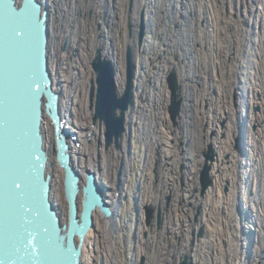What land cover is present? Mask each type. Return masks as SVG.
I'll return each mask as SVG.
<instances>
[{
	"label": "rangeland",
	"instance_id": "rangeland-1",
	"mask_svg": "<svg viewBox=\"0 0 264 264\" xmlns=\"http://www.w3.org/2000/svg\"><path fill=\"white\" fill-rule=\"evenodd\" d=\"M145 1L148 2L142 0L141 4ZM158 1L157 24H147L145 36L147 39L151 35L149 49H145L149 57L146 83L135 86V101L137 95L148 110L141 113L134 106L129 112L125 151L121 152L124 169L121 161L110 164L115 185L108 190L113 189L119 201L108 200L115 206L124 205L128 219L122 228L112 221L110 229H115L116 237L105 233L86 252L107 254L113 240H117L115 257L101 255L104 264H181L186 256L193 264H264V0H173V5L169 2L171 11L167 0ZM130 21L134 23L129 19L126 26L131 38L141 47L145 39L139 45L140 27L135 39ZM65 41L61 45L63 53L69 50ZM74 58L72 51L69 60ZM163 67L167 92L164 101L160 99L161 88L154 82ZM91 69L94 71L92 66ZM173 69L178 73L184 97L177 121L169 112L171 91L167 78ZM73 70L69 66L66 73L71 76ZM91 86L92 82L87 112L92 111ZM63 96L62 91L61 103ZM241 99L249 105L241 103ZM241 122L249 126V133H239ZM91 123L96 124L93 119ZM217 139L225 142L227 150L220 195L232 199L213 209L221 229L212 237L205 212L211 205L207 198L215 178L212 177L213 186L203 193L200 175L210 144L215 160L218 157L214 142ZM96 143L97 148L102 147L98 139ZM54 146L53 141L50 147ZM105 147L106 144L102 149ZM52 159L57 165L53 149ZM134 164L137 171L133 170ZM88 169L79 168L84 177ZM95 170L104 181L105 174L100 168ZM57 175L53 171L52 197L66 220L67 207L59 199ZM148 207L154 208L150 220ZM99 261L93 260L95 264Z\"/></svg>",
	"mask_w": 264,
	"mask_h": 264
},
{
	"label": "water",
	"instance_id": "water-1",
	"mask_svg": "<svg viewBox=\"0 0 264 264\" xmlns=\"http://www.w3.org/2000/svg\"><path fill=\"white\" fill-rule=\"evenodd\" d=\"M50 16L46 0H0V264H83L84 242L95 225V211L107 218L115 211L97 172L87 170L83 177L73 162L72 131L64 126L62 93L55 87L50 66ZM139 24L141 44L147 33L144 12ZM130 31L132 34L131 22ZM92 66L96 73L90 95L93 120L105 126L106 145L120 148L128 128V112L135 104L134 47L128 45L126 50L122 91L115 62L103 53L102 46ZM167 80L169 112L177 121L184 97L176 69ZM46 117L54 125V153L64 170L66 220L52 197L54 160L46 142ZM205 156L200 175L203 193L213 183L211 169L216 154L212 144ZM148 212L150 220L154 208L148 207ZM181 264L193 262L186 256Z\"/></svg>",
	"mask_w": 264,
	"mask_h": 264
},
{
	"label": "bare ground",
	"instance_id": "bare-ground-1",
	"mask_svg": "<svg viewBox=\"0 0 264 264\" xmlns=\"http://www.w3.org/2000/svg\"><path fill=\"white\" fill-rule=\"evenodd\" d=\"M46 1H48L50 10L52 9L51 11L53 12V13L51 12V16H50V30H51V40H52V42L50 41L51 42L50 56H49L50 66L52 68V71L54 72L53 73L55 76L54 79H56L57 81V84L55 83L56 84L55 87L61 93L63 91L65 95L63 96L65 100L63 99L62 100L63 102L61 103V112L63 114L64 126L70 128L72 131L69 140L71 144V153L73 156V162L78 169L81 168L82 170H86L87 168H89L90 170L96 171L95 169L100 168L102 174H105L106 176V178H103L104 181H102L100 178L99 179L106 187L105 193L107 200L108 198H110V200L113 203H116L119 201V195L115 191H113V189L108 190L110 186L112 188V186L114 187L115 185L114 177L111 171L112 166H110V164L113 160L116 162V164H118L119 161H121L122 163L123 157H121L122 156L121 152L125 149L124 148V145L126 143L125 135L128 131V128L126 133L124 134L120 148H117L114 144H112L110 146L106 145L107 147H109V148L105 147L106 150L102 149L103 146L106 144L105 126L101 124L100 121L95 122L94 120L93 121L96 124L92 125L91 122L94 115V108L91 107L92 111L90 112L86 111V107L88 104L89 86L90 83L91 82L93 83V81H95L96 78V73L95 71H92L91 66L94 55L96 54L98 47H100L101 44L104 43V45L102 46L103 53L106 55L109 54L108 55L109 57L110 56L113 57L116 65L117 84L119 86V90L122 91L125 86L124 84H125V67H126V47L131 43H133L131 45L134 47L135 50V59L137 64L135 86L143 87L145 85L146 76L148 75V69H149V63H148L149 57L145 55L146 54L145 49L147 51L149 49L150 46L149 44H151V39H150L151 35L150 34L148 35L147 39H145L144 44L143 42L141 44L139 43V45L143 44V46L138 47L136 41L132 40L133 38H131L129 30L126 26L127 23L129 22V19H132L134 21V23L132 21L130 22L133 24V35H134L133 37L136 39V33L139 26L138 20L141 13V6L143 5L141 4L142 0H134L133 9L130 7L129 0H46ZM108 1L109 3L110 2L111 3L108 4ZM161 1L163 2L164 0ZM167 1L169 3L171 0H167ZM163 5L167 6L168 4L167 2H165L163 3ZM130 8L132 9V15L130 12ZM104 18L107 20L106 23L102 22V19ZM105 37L108 39L106 42H105ZM100 38L101 39L103 38V40H100ZM64 41L65 42L68 41L66 45L67 46L69 45L68 47L69 50H66L65 53H63L64 51L62 50V46H61ZM108 48L110 50L109 52H108ZM105 50L108 52V54L105 52ZM72 51L75 52V58L69 60ZM69 66L72 69L74 67L71 76L66 73ZM165 69L166 67H163L161 69L163 70V72L161 73V75L159 74L156 77L157 80L155 79L154 81L157 84V86L161 88L160 89L161 92L159 93H160V99L162 101H164L167 98V92L164 90L165 85L163 80L166 74ZM71 77L72 80L70 81ZM160 99L158 98V101ZM241 103L248 104V102L245 101V99L244 100L241 99ZM134 106L140 108L141 113H145V110H148L145 109L147 105L143 104L139 100L137 95ZM79 107H81V110ZM135 118L136 116L134 117V120ZM45 120L46 122H44V128H45L44 130H46L47 132L45 133L46 142L49 143V147H50L54 141L53 140L54 125L50 118L46 117ZM127 122H128V116H127ZM97 123H99L100 125H98ZM241 130L242 131L245 130L247 133L250 132L249 126L243 122H241ZM132 132L133 131L130 129V134ZM97 139L99 140L100 144H102V147L97 148V143H96ZM214 142L218 151V157L216 160H214L215 162L213 164V172H212L213 177L215 178V183L213 182L215 185L212 189L210 188L213 186V184L209 188L210 193L208 195L209 198L207 199L210 200L211 205L208 204V208L206 209L205 212V214L208 215V216L206 215L208 217L206 219V222L208 227L210 228L212 237L215 234H217V232H219V230L221 229L220 228L221 223H218V220L214 218V215H212L213 209L220 207L223 204L225 205V202L230 201L232 199L231 197L234 195L233 194L234 186H233V190L231 191L232 196L230 197L231 198L230 200H229V196L228 197L224 196L222 198V196L220 195V190L222 189L221 185L223 184V174L225 170L223 161L227 153V150L224 141L217 139V141ZM55 146L54 148L50 147L51 154H52V149L54 152ZM169 154L173 155L171 151ZM99 157L100 159H97ZM101 157H103L102 161H101ZM55 164L51 170L52 172L55 171L58 174L57 178L59 179L58 182L59 187H57V191L59 193L60 196L59 199H61L62 206L65 209L67 207V216H68V202L65 199L66 197L64 190V170L58 164V162L57 165ZM123 164L124 163H122V165ZM122 168L124 169V165L122 166ZM133 170L137 171L135 164ZM134 171H133V175L137 173L139 177V173ZM109 173L111 174V176L109 175ZM241 181L244 182L245 178L242 177ZM242 193L244 192L242 191ZM245 195L246 194H243L244 197ZM108 202L110 203L109 200ZM112 202L110 203L111 205H113ZM113 207L115 208V211L113 217L111 218H107L100 210L95 211L94 213V217H96L95 225L87 234L86 240L84 242V247H83L84 251L82 256V259L84 261L83 264H95L93 260L97 262V259L100 260L98 264H104L105 262L101 259V255L104 258L108 256L115 257V254L117 252V244H116L117 240H113L112 245L109 247V250H107L106 252L107 254L105 253L102 254L101 252H99L101 255H98V253L93 254L86 252L87 247L94 245L95 242L98 243L100 236H103L105 233L106 234L116 233L114 231L115 229L114 230L110 229L111 227L110 224L115 222L116 225H119V228L120 227L122 228L123 224L128 219L127 217L128 211L126 212L124 205L122 206L113 205ZM260 225L261 224H259V226ZM114 236L116 237V234ZM118 237L119 239H121V241L123 240L122 234L118 235ZM210 239L212 241V238ZM228 240L230 241V238H228Z\"/></svg>",
	"mask_w": 264,
	"mask_h": 264
},
{
	"label": "flooded vegetation",
	"instance_id": "flooded-vegetation-1",
	"mask_svg": "<svg viewBox=\"0 0 264 264\" xmlns=\"http://www.w3.org/2000/svg\"><path fill=\"white\" fill-rule=\"evenodd\" d=\"M158 2H159L158 0H150L149 3L147 1H145L144 4L141 6V15L144 12L146 24H157L158 10H156V9H158V7H159ZM170 3H172V5H173V0H171ZM170 3H168L169 4L168 10L171 11ZM133 6H134V0H130V7L133 8ZM166 9L167 8H165V10ZM168 10H166L167 18L170 17V15L167 13ZM121 174H122V171H121ZM120 178H121V176H120Z\"/></svg>",
	"mask_w": 264,
	"mask_h": 264
}]
</instances>
